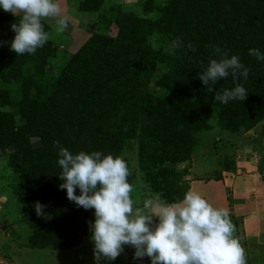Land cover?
<instances>
[{
	"label": "trees",
	"instance_id": "trees-1",
	"mask_svg": "<svg viewBox=\"0 0 264 264\" xmlns=\"http://www.w3.org/2000/svg\"><path fill=\"white\" fill-rule=\"evenodd\" d=\"M142 10L124 16L113 38L96 34L98 26L111 23L103 10L91 25L93 35L70 55L50 90L32 99L24 87L20 124L3 111L12 104L0 90V149L11 150L7 161L18 177L16 198L33 233L30 246L74 248L95 220L94 209L78 207L59 188L54 141L73 154L100 151L114 158L136 142L138 167L151 189L173 203L189 187L178 185L185 172L167 165L189 159L191 132L205 126L213 110L239 118L247 129L264 120V60L249 55L252 48L264 53V0H164L156 6L144 1ZM14 36L13 31L0 37V61L15 72L29 61L42 66L53 56L44 47L17 55L10 51ZM176 40L180 46L172 47ZM217 49L229 58L237 55L249 68L247 79L237 81L248 90L245 100L221 104L199 79L212 59L222 58ZM234 86L230 74L213 87ZM36 202L44 205V215L37 216Z\"/></svg>",
	"mask_w": 264,
	"mask_h": 264
},
{
	"label": "clouds",
	"instance_id": "clouds-1",
	"mask_svg": "<svg viewBox=\"0 0 264 264\" xmlns=\"http://www.w3.org/2000/svg\"><path fill=\"white\" fill-rule=\"evenodd\" d=\"M0 9L21 16L11 25L15 36L10 51L17 55H32L49 40L43 20H54L57 32L68 27L58 0H0ZM179 46V40L173 42L172 47ZM217 52L222 58L212 59L199 79L207 92L215 91L213 99L221 104L245 100L248 90L237 81L240 76L247 79L249 68L237 55L229 58L227 52ZM249 55L264 60L259 49H249ZM230 74L235 86L215 90L216 82ZM54 144L59 148L58 175L63 181L59 188L66 189L68 200L78 207L95 210L90 239L97 264L116 260L125 245L135 248L134 259L147 256L151 264H247L245 249L226 208L214 207L194 190L173 203L158 193L146 195L138 205L132 196L134 185L128 181L131 172L122 157L100 151L73 154L59 141ZM77 188L80 195H76ZM43 208L36 202L37 216L44 215Z\"/></svg>",
	"mask_w": 264,
	"mask_h": 264
},
{
	"label": "rangeland",
	"instance_id": "rangeland-1",
	"mask_svg": "<svg viewBox=\"0 0 264 264\" xmlns=\"http://www.w3.org/2000/svg\"><path fill=\"white\" fill-rule=\"evenodd\" d=\"M89 1L91 3H85V0H58L62 9L61 14L66 16L68 21V27L62 33L56 31L54 20L42 21L46 26L45 31L49 34V40L43 47L53 54L42 66L36 64L37 60L29 61L15 72L12 66L2 64L0 61V90L9 93L8 97L12 104L3 111L17 124L23 120L18 104L24 87L29 90L32 99L39 98V91L50 90L70 55L78 51L93 35L91 25L97 23V18L103 10L110 14L111 23L108 28L98 26L96 34L113 38L121 30L124 16L142 13L144 1L151 2L153 6L162 5L164 2V0ZM98 5L101 7L99 12L83 10ZM20 19L21 16H14L0 9V37L12 33L11 25L18 23ZM239 120L233 118L230 113L219 116L218 111L213 110L205 121V126L191 132L190 140L193 143L189 159L178 165L167 166L174 167L177 173L185 172L181 181L177 179L178 185L187 184L189 190L199 192L214 207L226 208L229 211L230 218L236 226V235L245 249L247 264H264L263 250V253H251L248 250L242 236V222L233 215L231 192L224 181L234 173L238 155L243 156L247 151L249 156H253L251 149L256 151V160L261 168L264 166V120L250 129ZM234 125L237 128L233 127ZM136 151V142L131 141L124 146L119 156L128 164L131 172L128 177L129 183L134 185L132 196L139 205L146 195L157 193L151 189L139 169ZM10 154V149H0V264H97L94 258V243L90 239L91 230L71 249L56 250L29 245L28 241L32 239L33 233L30 223L25 222L19 213L16 198L18 177L10 171L7 161ZM134 252L135 248L125 245L116 260H101L100 264H151L147 256L134 259Z\"/></svg>",
	"mask_w": 264,
	"mask_h": 264
},
{
	"label": "crops",
	"instance_id": "crops-1",
	"mask_svg": "<svg viewBox=\"0 0 264 264\" xmlns=\"http://www.w3.org/2000/svg\"><path fill=\"white\" fill-rule=\"evenodd\" d=\"M251 151L253 156L247 151L243 156L238 155L234 173L224 181L231 192L233 215L242 222V236L248 250L256 253L264 251V166L261 168L257 162L256 151Z\"/></svg>",
	"mask_w": 264,
	"mask_h": 264
}]
</instances>
